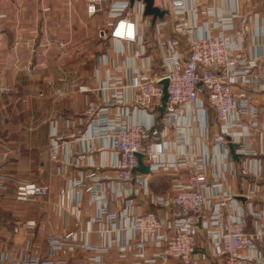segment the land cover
Here are the masks:
<instances>
[{
  "label": "built area",
  "instance_id": "built-area-1",
  "mask_svg": "<svg viewBox=\"0 0 264 264\" xmlns=\"http://www.w3.org/2000/svg\"><path fill=\"white\" fill-rule=\"evenodd\" d=\"M209 1L188 5L187 0H153L172 21L174 34L157 39L156 72L145 35L151 24L159 33L162 18L152 22L144 0H84L87 16H105L98 40L117 41L115 53L128 51L132 64L128 58L115 64L105 53L95 57L94 76L103 99L97 103L87 96L85 119L50 120V154L54 160L78 163L84 155H73L63 137L68 129L83 125L80 135L70 137L97 140L113 151L115 174L101 176L100 167L90 163L71 190L59 191L56 204L59 214L80 221L83 194H88L95 212L84 226L48 234L42 254L34 242L37 221L20 222L13 231L24 234L25 240L12 249L0 244V264H73L70 259L81 252L88 253L83 264H106L103 254L111 252L130 264H168L170 258L197 264V259L210 257L221 259V264H264V111L257 96L264 94V51L258 42L249 51L244 47L247 33L262 35L249 25L260 15L237 8L218 10ZM208 23L210 27L199 29ZM69 43L56 42L58 61L72 56ZM163 79L168 81V97L161 111ZM45 84L55 99L91 91L62 75L46 78ZM38 96L45 92L39 90ZM138 112L149 113L151 121L130 122V115ZM169 127L175 131L172 141L164 138ZM140 160L148 173L168 177V193L150 191L149 178L138 172ZM7 180L0 172V190L6 189ZM49 193L47 185L19 181L14 199L27 202ZM139 195L160 210L135 212L133 199ZM118 198L122 206L113 208ZM200 231L207 246L197 253ZM148 246L155 249L151 254Z\"/></svg>",
  "mask_w": 264,
  "mask_h": 264
},
{
  "label": "crops",
  "instance_id": "crops-1",
  "mask_svg": "<svg viewBox=\"0 0 264 264\" xmlns=\"http://www.w3.org/2000/svg\"><path fill=\"white\" fill-rule=\"evenodd\" d=\"M187 3L191 5L193 0H187ZM209 5L218 10L237 8L242 13L259 12L260 19L256 22L249 21V25L253 32L259 31L262 35L247 33L244 36V47L249 51L252 45L258 42L264 51V2L210 0ZM44 8L49 10L44 11ZM104 21L103 14L93 17L86 15L84 0H0V172L9 177L6 189L0 190V244L3 247L12 249L20 246L25 240V235L15 233L13 227L20 222L34 219L38 223L34 242L44 254L48 234L74 229L77 224L84 226L89 215L95 212L94 205L88 200V194L84 193L80 205V221L69 213L59 214L56 205L59 191L71 190L73 181L90 169V163L100 167L98 173L101 176L115 174L111 167L114 162L113 151L103 148L97 140H77L70 137L71 133L80 135L84 130L83 125L68 129L67 135L63 137L64 145L73 155H84L78 163L68 164L61 159L54 160L50 154V120L78 116L85 119L87 96L97 103L103 99V92L98 89L100 84L94 76L95 57L105 53L115 64L127 62V58L132 64L128 51L123 55L115 53L114 48L119 46L117 41H99L103 46L93 55L91 51L84 53L87 49L84 52L75 49V45H80L94 33L97 37V30ZM162 21L164 24L159 33L151 24L145 35L150 43L147 54L153 58L156 72L160 71V48L157 39L167 40L174 37L170 18L163 16ZM207 26L210 27L211 23L199 29L204 30ZM216 31L217 29H210L212 33ZM58 40L71 41L69 44L72 43L73 48H70V58L61 61L56 59ZM82 55L88 58L83 60ZM61 75L70 83L88 86L91 91L88 94L74 92L58 99L51 97V90L46 86L45 79ZM104 79L103 70L101 80ZM39 90L45 92L44 97L38 96ZM257 96L264 111V94ZM156 118L158 120V116ZM209 118L213 120L211 112ZM140 120L151 121V117L149 113L143 112L131 114L129 117L130 122ZM59 127L62 125L59 124ZM157 128L161 130L162 126L158 124ZM164 132V138L172 141L175 136L174 129L169 127ZM61 157L62 155H59V158ZM102 164L106 166H101ZM138 172L149 178V189L152 193L164 195L169 192L167 176L161 173L150 174L140 169ZM19 181L47 185L50 193L46 197L18 202L14 199V192L15 184ZM133 200L135 212L160 210L145 195H139ZM121 204L122 201L118 198L112 207L122 206ZM197 239V253L205 251L207 239L202 231ZM91 240L97 242V236L92 234ZM154 250L152 246L147 247L149 254ZM87 254L81 252L77 258L70 261L73 264H83ZM103 259L106 264H130L129 260L118 259L114 252L104 253ZM221 262V259L213 257L208 261L197 259V264ZM154 264H160V261L157 260ZM168 264H181V261L178 258H170Z\"/></svg>",
  "mask_w": 264,
  "mask_h": 264
},
{
  "label": "water",
  "instance_id": "water-1",
  "mask_svg": "<svg viewBox=\"0 0 264 264\" xmlns=\"http://www.w3.org/2000/svg\"><path fill=\"white\" fill-rule=\"evenodd\" d=\"M145 2V14L147 15H152V22L155 21V19L157 17L159 18H162L164 16V11H161L159 8L157 7H154L152 4H153V0H144ZM167 79H163L161 81V84H162V87H163V97H162V100H163V106L160 108V110L162 111L163 110V107H164V104L167 100V97H168V92H167ZM139 158L141 159V155L139 154ZM139 169L144 171V172H148V169L146 167H144L143 163L141 162L140 160V166H139Z\"/></svg>",
  "mask_w": 264,
  "mask_h": 264
},
{
  "label": "rangeland",
  "instance_id": "rangeland-1",
  "mask_svg": "<svg viewBox=\"0 0 264 264\" xmlns=\"http://www.w3.org/2000/svg\"><path fill=\"white\" fill-rule=\"evenodd\" d=\"M88 26V25H87ZM90 31H92V30H89V32ZM71 42V41H70ZM69 46L70 47H68L69 49L70 48H73L72 47V43L71 44H69ZM101 46H103L100 42H99V40L97 39V37H96V33H94L92 36H90L89 38H87L86 40H83L82 41V43L80 44V45H75V49L77 50V49H80V50H78V52H80L81 50H82V52H84L86 49V51L84 52V53H86L87 51H91L92 52V54L91 55H93V54H95L96 53V51L99 49V48H101ZM91 49H93V50H91ZM84 58V59H83ZM88 57H83V55H82V59L83 60H86Z\"/></svg>",
  "mask_w": 264,
  "mask_h": 264
}]
</instances>
